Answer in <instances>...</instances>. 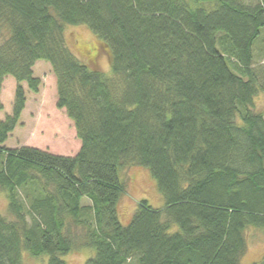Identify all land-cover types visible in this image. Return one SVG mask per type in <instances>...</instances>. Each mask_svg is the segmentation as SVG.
<instances>
[{"label":"trees","instance_id":"16d2710c","mask_svg":"<svg viewBox=\"0 0 264 264\" xmlns=\"http://www.w3.org/2000/svg\"><path fill=\"white\" fill-rule=\"evenodd\" d=\"M64 25L109 48V76L71 52ZM262 27L261 0H0V91L16 83L0 119V264L25 253L66 264L82 248L94 249L84 264H240L245 230L264 229V85L252 68ZM39 60L80 141L73 156L4 146L23 84L39 91ZM128 166L149 170L164 204L140 200L122 225Z\"/></svg>","mask_w":264,"mask_h":264},{"label":"rangeland","instance_id":"374dc122","mask_svg":"<svg viewBox=\"0 0 264 264\" xmlns=\"http://www.w3.org/2000/svg\"><path fill=\"white\" fill-rule=\"evenodd\" d=\"M240 4L250 5L260 0H236ZM264 2V0H261ZM64 36L71 52L84 64L93 69L110 75V50L97 39L85 25H64ZM264 55V27L260 29L258 37L252 45L253 61L258 62ZM33 66V75L41 81L39 91L32 93L23 84L25 90V105L19 121L10 133L4 146L17 148L27 145L48 152L73 156L80 148V141L76 137L73 122L67 117L64 109L56 108V81L51 67L45 61H36ZM15 81L12 77L3 80L2 110L0 119L11 113ZM261 95L264 92L260 93ZM120 180L125 185V193L120 198L117 211L118 219L126 225L140 200H147L155 208H161L164 199L157 189L156 182L146 167L128 166L119 173ZM7 200L0 191V214L8 216L6 211ZM176 227L172 230H175ZM246 249L241 257L240 264L260 263L264 258V229L249 227L244 233ZM94 255V249L82 248L71 251L61 258L66 264H84ZM23 264H46L47 255L31 257L23 254Z\"/></svg>","mask_w":264,"mask_h":264},{"label":"crops","instance_id":"0c3cea01","mask_svg":"<svg viewBox=\"0 0 264 264\" xmlns=\"http://www.w3.org/2000/svg\"><path fill=\"white\" fill-rule=\"evenodd\" d=\"M36 63L37 62H35L34 65H36ZM252 63H253L252 68H254L258 72V75H257L258 82H260L262 85H264V55L259 58L258 62H252ZM6 78H10V76L5 77L4 80H6ZM13 81H14V79H13ZM1 91H3V90H1ZM1 99H2V92H1V96H0V100ZM254 104H255L254 111L256 113L262 114L264 111V94L263 95L259 94L257 97H255ZM23 146H27V145H23Z\"/></svg>","mask_w":264,"mask_h":264},{"label":"built area","instance_id":"2783aa9c","mask_svg":"<svg viewBox=\"0 0 264 264\" xmlns=\"http://www.w3.org/2000/svg\"><path fill=\"white\" fill-rule=\"evenodd\" d=\"M262 117H263V121H264V112H263V114H262Z\"/></svg>","mask_w":264,"mask_h":264}]
</instances>
